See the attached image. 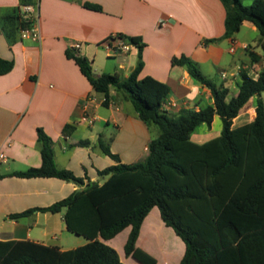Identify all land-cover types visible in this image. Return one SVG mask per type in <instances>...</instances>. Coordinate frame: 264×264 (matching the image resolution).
Here are the masks:
<instances>
[{
	"label": "crops",
	"instance_id": "obj_1",
	"mask_svg": "<svg viewBox=\"0 0 264 264\" xmlns=\"http://www.w3.org/2000/svg\"><path fill=\"white\" fill-rule=\"evenodd\" d=\"M246 2L251 5L254 0ZM22 3L36 8L40 41L23 39L21 31L9 34L1 22ZM226 14L220 0H0V57L14 63L11 72L0 76V154L5 155L0 160V241H31L61 250L78 248L72 246L73 238L65 236L69 232L65 209L55 214L34 212L19 219L13 216L50 207L89 182L103 184L107 178H101L99 171L115 162L104 154L102 144L122 163L134 164L145 161L155 139L153 125L140 119L121 90L110 88L106 106V96L95 91L69 54L87 58L97 75L117 73L122 79H128L142 61L140 78L151 76L169 86L168 102L177 104H166L163 109L177 116L183 109L213 106L214 98L209 88L174 59L192 60L208 79L228 89V101L239 93L242 70L257 79L264 68L259 29L245 21L233 38L226 37ZM114 35L139 38L143 48L140 51L135 46L127 53L110 56L105 43ZM76 43L82 46L74 53ZM102 50L115 61L100 63ZM251 53L260 60L254 63ZM259 99L264 102V94L243 106L234 129L255 120ZM84 116L91 122L83 120ZM218 118L216 115L211 126L197 127L191 140L204 144L220 137L223 122L217 127ZM38 129L51 138L58 169L84 178L85 186L58 178L13 176L42 166ZM157 218L161 214L156 207L142 225L137 246L144 251L149 249L146 235L157 226ZM131 230L125 229L112 240L100 239L116 249L126 264H136L135 260L125 262L121 255ZM185 250L186 246L180 260Z\"/></svg>",
	"mask_w": 264,
	"mask_h": 264
},
{
	"label": "trees",
	"instance_id": "obj_2",
	"mask_svg": "<svg viewBox=\"0 0 264 264\" xmlns=\"http://www.w3.org/2000/svg\"><path fill=\"white\" fill-rule=\"evenodd\" d=\"M220 1L227 12L225 36L233 38L245 21L251 22L259 29L264 51V0H254L249 6L244 0ZM24 5L1 21L9 34L32 27L33 22L22 13ZM127 40L142 50L139 38ZM251 54L254 63L260 60ZM69 56L95 91L106 96V106L110 88H118L131 100L140 119L157 126L160 135L150 143L145 161L134 164L122 163L102 144L104 154L115 162L99 171L101 178H107L103 184L89 182L50 207L13 216L19 219L34 212L55 214L65 209L68 231L83 236L87 244L61 250L31 241H0V264H126L116 249L100 239L112 240L129 227L126 256L136 264H158L154 256L137 246L144 220L156 207L165 225L186 246L180 264H264V102L258 100L253 122L233 128L243 106L264 94V68L257 79L242 70L239 93L228 101V89L208 79L192 60L174 59L211 90L214 105L183 109L170 116L163 109L169 86L151 76L141 79L142 61L128 79H122L117 73L97 75L87 58ZM13 68V62L0 57V76ZM216 115L223 122L222 135L204 144L194 143L191 133L202 124L211 126ZM38 139L42 166L13 176L58 178L85 186L84 178L58 169L52 140L42 129H38ZM182 251L181 247L162 251L166 264H176Z\"/></svg>",
	"mask_w": 264,
	"mask_h": 264
},
{
	"label": "rangeland",
	"instance_id": "obj_3",
	"mask_svg": "<svg viewBox=\"0 0 264 264\" xmlns=\"http://www.w3.org/2000/svg\"><path fill=\"white\" fill-rule=\"evenodd\" d=\"M248 3L249 2H246V4L249 6L250 4ZM102 51L103 52L98 57V61L100 63L105 64L108 63L109 61L110 62L115 61L113 59L109 60V57L106 56V51L104 50ZM221 121H222L221 118H218L217 127L221 126ZM152 131L154 138H157L160 135V131L157 126L153 125ZM65 236L66 237L69 236L74 239L72 246L79 247V246H84L85 244L88 243V240L85 239L83 236H78L70 232H66ZM145 242L147 244V247L149 248L146 251L157 259L158 264H166L163 258L162 251L170 252L175 247H179V249L181 247V249L183 250V247L185 246L184 242L176 235L174 230L172 228L165 226L161 218L160 219L157 218V226H155V228L152 229L146 235ZM117 243H120V240H118ZM121 255H122V259L125 262L134 263L132 258L130 257L128 258L126 256L124 249L121 252ZM180 262L181 260L179 259V261L176 264H180Z\"/></svg>",
	"mask_w": 264,
	"mask_h": 264
},
{
	"label": "built area",
	"instance_id": "obj_4",
	"mask_svg": "<svg viewBox=\"0 0 264 264\" xmlns=\"http://www.w3.org/2000/svg\"><path fill=\"white\" fill-rule=\"evenodd\" d=\"M22 13L26 19H30L33 22V25L30 29L22 30L21 36L23 39H33L35 41L41 40L40 30L38 27L39 20H38V14L36 11V8L33 5H24L22 7ZM82 44L76 43L74 46H72V51L75 53L78 50H80ZM135 45L130 43L127 39L120 37L118 35L112 36L111 39H109L105 43V49L110 56H116L119 54L127 53L129 52ZM226 74H223V77L226 78ZM169 104L171 106H175L177 103L175 101H167L165 103ZM164 105V106H165ZM83 120L91 122V119L88 116H84ZM5 159V155L3 153L0 154V160Z\"/></svg>",
	"mask_w": 264,
	"mask_h": 264
}]
</instances>
